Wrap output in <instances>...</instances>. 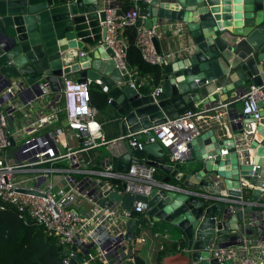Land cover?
<instances>
[{
  "label": "water",
  "instance_id": "95a60500",
  "mask_svg": "<svg viewBox=\"0 0 264 264\" xmlns=\"http://www.w3.org/2000/svg\"><path fill=\"white\" fill-rule=\"evenodd\" d=\"M105 6L104 0H0V84L36 87L42 81L59 99L64 77L78 84L98 79L110 90L109 105L118 117L121 137L174 120L194 106L215 103L218 93L226 100L227 94L237 95L248 83L264 84V0H150L145 28L151 29L158 19L180 22L189 50L175 66H164L162 93L155 97L126 84L112 52L99 46L106 33L99 27ZM153 45L159 52L156 38ZM85 47L89 52L79 56ZM49 78L56 79L54 85ZM258 107L259 120L239 114L240 124L234 128L240 131L252 124L248 149L236 148L232 140L219 141L207 131L189 145L191 157L185 163H196L189 173L167 165L159 144H148L135 151V158L147 154L148 164L167 175L162 182L179 190L154 188L148 198H140L107 189L102 203L122 202L125 209L134 201L147 203L146 215L153 223L173 228L177 242L184 245L168 264H217L205 249L221 238L236 240L239 224L264 197V101ZM8 127L13 134L11 121ZM9 143L13 146L12 138ZM223 149L228 154L221 156ZM105 152L117 172H126L135 162L127 141L111 143ZM223 185L229 202L216 199L222 197L218 187ZM247 191L251 205L223 221L224 205L217 203H236ZM135 227L129 220L127 240L134 239ZM77 261H82L80 255L71 264Z\"/></svg>",
  "mask_w": 264,
  "mask_h": 264
},
{
  "label": "built area",
  "instance_id": "2783aa9c",
  "mask_svg": "<svg viewBox=\"0 0 264 264\" xmlns=\"http://www.w3.org/2000/svg\"><path fill=\"white\" fill-rule=\"evenodd\" d=\"M149 2L104 0L105 16L103 21L99 20V27L106 29L99 46L105 45L112 52L115 68L125 83L137 92L147 83V78H139L126 63L128 44L122 35L125 28L135 29V46L142 59L152 66L164 68L175 58L183 59L182 55L189 51L187 48L176 52L155 50L153 39L159 38L157 26L146 29L145 17L140 14V4ZM122 3H127L129 9H123ZM175 31L182 37L184 25L176 24ZM77 54L84 56L86 53L78 51ZM94 85L108 94V88L98 79H86L78 84L64 77L63 87L58 92L62 106L57 108L53 104L56 93L42 81L36 87L21 86L18 82L10 86L0 84V210L13 207L19 218L36 222L53 236L57 244L67 250L63 264H71L78 255L82 261L77 264H136L137 251L146 242L144 237L137 238V232L154 225L146 215L148 205L134 201L130 209H125L122 202L103 204L104 191L110 189L122 197L148 198L154 188L179 189L157 181L155 174L159 170L149 165L148 159H136L126 172L120 173L106 159L100 169L89 168L82 154L117 141H127L134 151L157 143L165 151V163L178 169L190 159L189 145L213 122L219 125L222 140H232L236 148L245 146L253 126L234 131L241 118L229 116L227 105L219 103L209 109H191L174 120L125 137L106 140L96 119L97 111L91 105L90 89ZM263 90L264 84L251 85L239 97L237 101L241 102L243 118L260 119L258 103L264 101ZM161 93L162 88L158 86L151 95L155 97ZM225 116L230 118L228 122H224ZM9 121L13 134L8 127ZM227 154L226 149L220 152L221 156ZM226 197L223 194L216 199L229 202ZM217 204L224 205L223 221L227 222L237 212H243L247 203L240 199L236 203ZM129 220L136 223L135 237L131 241L126 238ZM248 229L259 236L258 241L254 242L251 235H247ZM159 232H155L154 237H162ZM162 233L163 237H169L167 230ZM236 233L238 238L234 241L227 239L223 244L208 246L205 251L209 260L214 259L217 264H264V216L257 212L244 218ZM226 243L229 245L225 246Z\"/></svg>",
  "mask_w": 264,
  "mask_h": 264
},
{
  "label": "trees",
  "instance_id": "16d2710c",
  "mask_svg": "<svg viewBox=\"0 0 264 264\" xmlns=\"http://www.w3.org/2000/svg\"><path fill=\"white\" fill-rule=\"evenodd\" d=\"M125 10L129 8L127 3H122ZM146 6V5H144ZM126 7V8H125ZM128 47L126 51V63L130 69L137 72L139 78H147V83L140 88L141 93H151L155 87L161 86L163 81V68L152 66L146 63L135 46L136 31L127 27L122 31ZM91 105L97 111L107 107L108 95L94 85L90 89ZM167 175L161 171L155 174V179L162 182ZM255 213L259 211L254 209ZM154 224V230L163 229ZM157 228V229H155ZM257 238L259 236L255 233ZM173 243L157 255L159 264L165 254L173 255L177 250ZM67 250L57 244L56 239L47 234L36 222L28 218H19L13 207H6L0 210V264H63ZM136 264H143L139 257H136Z\"/></svg>",
  "mask_w": 264,
  "mask_h": 264
},
{
  "label": "crops",
  "instance_id": "0c3cea01",
  "mask_svg": "<svg viewBox=\"0 0 264 264\" xmlns=\"http://www.w3.org/2000/svg\"><path fill=\"white\" fill-rule=\"evenodd\" d=\"M123 9H124V7H123ZM140 14L142 17H145L143 19L144 25H145V22L149 19L148 12H147V5L144 6L143 4H140ZM179 23L180 22L165 21L162 19H158L157 23L155 25H153V26H157V30L159 33V38H157V41H158V47H159L160 52L161 51L162 52H166V51L176 52V51L181 50V49L184 50L185 43L183 42L182 37L177 35V33L175 31V26H176V24H179ZM81 52L88 53L89 49H87L85 47L84 49L81 50ZM183 56H185V53H184V55H182V57ZM181 59L182 58H175L169 64L175 66L176 63L178 61H180ZM69 79L74 81V79L72 77H70ZM249 86H251L250 83H248L246 85V87L243 88L242 90H239L237 95L236 94H227L226 100H224L225 99L224 94L218 93V94H216L217 100L215 103H208V104H202L199 106H194L193 109H203V108L209 109V108L216 106L217 104L221 103V104L227 105V111L229 112V116L238 117V115L241 114V102L237 101V100L245 91L248 90ZM152 90H151V92H152ZM139 93L143 94V95L148 94V93H141L140 91H139ZM60 103H61L60 99L55 98V102H53L54 106L57 108H60V106H62ZM210 114H212V113H210ZM61 116L62 115L60 114L59 115L60 124H62ZM226 118H227V120L225 121ZM96 119L101 126L102 135L106 140H114V139L121 137V135L119 134L118 126H117L118 117L116 115L115 110L112 107H110L109 103H107V107L104 110L96 112ZM229 120H230V118L225 116L224 122H228ZM207 131H212L214 133L215 137L217 139H219V141H221V139L223 138L221 130L219 129V125L215 122H213L212 125L210 126V128L208 130L204 131V133ZM244 147H245V149L249 148V141L246 142ZM101 148H97L95 150L87 151V152L82 154V158H83L87 167L94 168V169H100V167L103 164V161L106 157V156H104V153H102ZM132 151L133 152L131 155V159L135 161L136 160V158L134 156L135 151L134 150H132ZM252 153L250 155L251 159L253 157ZM142 158L147 159V154L144 155ZM182 166L184 167V164ZM182 166H181V168H182ZM195 166H196V163H190L188 165L185 164L186 169L190 170L189 173H193V172H191V170ZM218 188H219L220 193L222 195L226 194V189H225L224 185L222 186L221 189H220V187H218ZM249 197H250V191L243 193L241 201L243 203H247L246 205L243 206L244 208H246L247 205H251L250 203H248ZM255 208L259 209L258 212L263 217L264 216V197L263 196H261L260 201L253 207V211L250 213V217L255 214V211H254ZM160 227L162 229L163 228L168 229L170 238L169 237L168 238L163 237L164 234L162 233L161 230H158L157 228H155L157 230H154V225H152L151 227L147 226L142 231V232H145L147 234V239L144 237L146 239L145 244H147V242H148L147 240L149 239L148 247L146 249H144L143 247L141 249V247H140L139 255H137V257L140 258V260L143 262V264H159L158 260H157L158 253L163 251L164 249H166V247H169L173 243H175L177 245L176 239H178V236L176 237V235H175V237H174L170 233V228L167 225H160ZM155 232L161 233L162 237H160V238L154 237ZM170 235L172 236V238ZM250 238L254 242L259 240V238H257V236L255 235L254 231L252 232ZM224 241H226V239L221 238L217 244H223V243H225ZM177 255H178L177 252L173 255L165 254L161 263L162 264H168V261L172 257L177 256Z\"/></svg>",
  "mask_w": 264,
  "mask_h": 264
},
{
  "label": "rangeland",
  "instance_id": "374dc122",
  "mask_svg": "<svg viewBox=\"0 0 264 264\" xmlns=\"http://www.w3.org/2000/svg\"><path fill=\"white\" fill-rule=\"evenodd\" d=\"M55 81H56L55 78H49V83H51V85H54V84H55ZM60 101H61L60 104L62 105V99H61ZM18 143L21 144V143H22V140H19ZM101 151H102V153H104V156L107 155L106 152H105V148H104V147L101 148ZM185 164H186V163H185ZM185 164H184V167L182 166L181 169H182L183 171L190 172V170L186 169ZM186 165H188V164H186ZM194 168H195V167H194ZM194 168H193V169H194ZM191 171H192V170H191ZM26 177L28 178V177H30V175H27ZM168 227H169V226H168ZM163 229H164V228H163ZM172 229H173V228L170 229V233L175 237L176 234H175L174 232H171ZM177 236H178V235H177ZM177 236H176V237H177ZM139 237H145V238L147 239V234H146L145 232H142V231L139 230V231L137 232V238H139ZM147 241H148L147 244H144V245L140 246L141 249H142V247H143L144 249H146V248L148 247V245H149V239H148ZM139 250H140V248H139ZM139 250L137 251V255H139ZM92 252L95 253V250H92Z\"/></svg>",
  "mask_w": 264,
  "mask_h": 264
},
{
  "label": "flooded vegetation",
  "instance_id": "af4514ba",
  "mask_svg": "<svg viewBox=\"0 0 264 264\" xmlns=\"http://www.w3.org/2000/svg\"><path fill=\"white\" fill-rule=\"evenodd\" d=\"M168 234H169V231H168ZM171 238H172V236H171ZM176 243H177V250H178V252H180L181 250H183V248H184L183 243L182 242H177V239H176Z\"/></svg>",
  "mask_w": 264,
  "mask_h": 264
}]
</instances>
